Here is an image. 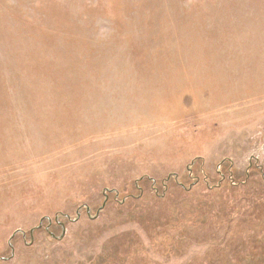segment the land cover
Wrapping results in <instances>:
<instances>
[{"label":"rangeland","instance_id":"obj_1","mask_svg":"<svg viewBox=\"0 0 264 264\" xmlns=\"http://www.w3.org/2000/svg\"><path fill=\"white\" fill-rule=\"evenodd\" d=\"M0 264H264V0H0Z\"/></svg>","mask_w":264,"mask_h":264}]
</instances>
